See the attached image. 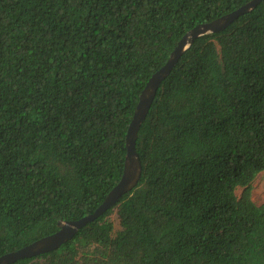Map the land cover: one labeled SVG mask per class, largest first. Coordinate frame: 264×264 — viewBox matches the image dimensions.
<instances>
[{
	"label": "trees",
	"instance_id": "obj_1",
	"mask_svg": "<svg viewBox=\"0 0 264 264\" xmlns=\"http://www.w3.org/2000/svg\"><path fill=\"white\" fill-rule=\"evenodd\" d=\"M247 1L0 0V255L94 211L122 174L148 78L186 31ZM135 150L131 191L11 264H264V201L251 198L264 170V0L180 55Z\"/></svg>",
	"mask_w": 264,
	"mask_h": 264
},
{
	"label": "water",
	"instance_id": "obj_2",
	"mask_svg": "<svg viewBox=\"0 0 264 264\" xmlns=\"http://www.w3.org/2000/svg\"><path fill=\"white\" fill-rule=\"evenodd\" d=\"M260 1L261 0H249L236 9L212 20L198 23L185 32L170 53L167 61L152 73L139 94L126 133V154L122 174L117 183L108 191L103 201L93 212L78 219L58 221L57 224L59 228L55 232L42 236L16 250L0 255V264H11L20 258L34 256L57 248L60 244L70 239L80 227L103 214L109 207L114 205L122 195L131 191L135 187L141 174V163L135 150V140L139 126L149 111L150 105L161 81L170 73L180 55L188 48L196 37L210 32H218L226 28L238 16L248 12Z\"/></svg>",
	"mask_w": 264,
	"mask_h": 264
},
{
	"label": "rangeland",
	"instance_id": "obj_3",
	"mask_svg": "<svg viewBox=\"0 0 264 264\" xmlns=\"http://www.w3.org/2000/svg\"><path fill=\"white\" fill-rule=\"evenodd\" d=\"M240 191L241 189L238 188L236 194L239 195ZM251 198L256 204H260L264 201V170L259 172L252 182ZM111 218L114 224V230L118 229L119 225L117 216L113 213Z\"/></svg>",
	"mask_w": 264,
	"mask_h": 264
}]
</instances>
